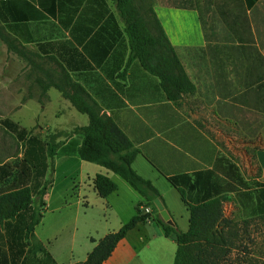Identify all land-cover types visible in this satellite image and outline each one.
<instances>
[{
    "label": "crops",
    "instance_id": "1",
    "mask_svg": "<svg viewBox=\"0 0 264 264\" xmlns=\"http://www.w3.org/2000/svg\"><path fill=\"white\" fill-rule=\"evenodd\" d=\"M150 2L197 88L179 106L167 99L159 78L133 58L116 0H0L6 81L42 93L39 101L24 98L19 111L34 105L38 120L48 108L42 103L50 105L54 97L67 106L66 112H55L58 117L70 110L81 121L60 125L63 136L55 139L48 125L26 126L10 114L2 119L12 120L44 143L61 146L54 161L47 158L46 167L43 163L36 170L24 163L26 141L3 128L16 146L0 145V196L31 188L37 199L51 179L52 186L42 220L32 233L27 229L31 211L0 223V264H84L98 243L118 232L136 215L137 205L145 203L121 177L73 152L70 132L87 126L89 118L57 90L58 84L64 86L62 77L85 88L130 137L141 152L134 170L154 184L174 224L184 232L190 227V210L169 178L199 172L222 177L216 170L220 148L212 138L234 131L235 124L244 135L264 137V0ZM255 158L261 170L257 181L264 185V149L257 150ZM99 175L118 187L107 198L95 188ZM177 250L176 239L166 237L150 220L130 230L103 264H174Z\"/></svg>",
    "mask_w": 264,
    "mask_h": 264
},
{
    "label": "trees",
    "instance_id": "2",
    "mask_svg": "<svg viewBox=\"0 0 264 264\" xmlns=\"http://www.w3.org/2000/svg\"><path fill=\"white\" fill-rule=\"evenodd\" d=\"M116 1L126 22L133 58L138 59L145 70L159 78L167 99L179 106L180 101L185 96L194 95L197 88L154 10L150 8L148 12L145 11L138 5L142 0ZM254 1L256 0H250V4ZM6 43L10 49L17 51L11 41L6 40ZM61 82L64 86L58 84L57 90L79 113L89 118L87 126L78 127L72 132L73 152L83 161L112 171L145 199V203L137 205L136 215L118 232L103 238L84 264H103L130 230L139 223H147L150 220L162 228L166 237L172 236L176 239L178 250L174 264H234L229 256L236 246V234L232 222L225 217L224 203L227 201V194L245 186L237 165L225 157L218 159L216 170L222 177L228 178V182L224 184L205 172L169 178L188 206L191 217L190 227L186 232L180 230L176 224L168 225L155 205V200L159 199L166 209L161 193L150 180L141 177L133 168L140 150L118 123L103 113L85 88L68 76L62 77ZM47 91L48 88L43 89L44 93ZM1 125L20 141H26L24 163L37 170L43 163L44 168L46 167L47 158L54 161L60 143H44L33 136L31 131L21 128L10 119L2 120ZM260 174L259 169L258 177ZM51 186L52 179L37 193V199L33 198L34 191L31 188L0 196V223L13 219L22 212L31 211L27 229L32 233L42 220ZM95 188L102 198H107L118 189L117 185L104 175L97 176ZM193 191H196L195 197L191 196ZM145 207L150 208L151 212L144 213Z\"/></svg>",
    "mask_w": 264,
    "mask_h": 264
},
{
    "label": "rangeland",
    "instance_id": "3",
    "mask_svg": "<svg viewBox=\"0 0 264 264\" xmlns=\"http://www.w3.org/2000/svg\"><path fill=\"white\" fill-rule=\"evenodd\" d=\"M138 5L142 6L147 12L151 8L150 0H142L138 2ZM4 59V54L2 55L0 52L1 120L7 118L10 114L11 116L14 115L13 119L15 121L21 120L26 126L36 123L37 128L40 126L44 128L48 125L55 133V139L63 136L58 131L60 125L69 127L73 123H81L73 116L72 112L70 113V110H67L65 116L58 117L55 112L58 109L65 111L63 108H67V106L55 102L54 97L50 105H47L46 102L42 103L48 108L42 112L44 116L38 117V120H36L37 108L34 105L19 111L24 98L31 97L39 101L38 97H42V93L39 89H22L19 87L18 82H7L8 73L4 71ZM39 113H41L40 110ZM235 127L234 131H231V129L225 130L227 133L224 131V135L212 138L220 148L219 156L225 157L229 162L237 165L245 183V186L237 188L233 194L226 196L228 207L225 208L224 206V214L232 222L236 234V246L229 258L234 264H264V185L257 181L259 166L255 158L256 151L264 149V137L244 135L241 126L235 124ZM72 132H70V135ZM4 144L16 146L15 142H11L9 133L0 125V145ZM58 179L59 183L62 182L63 176L61 173H59ZM215 179L222 184L226 182L222 177H216ZM76 181L78 182V178ZM60 188V185H58L53 192V205L60 193ZM52 207L54 206H49L50 209Z\"/></svg>",
    "mask_w": 264,
    "mask_h": 264
},
{
    "label": "water",
    "instance_id": "4",
    "mask_svg": "<svg viewBox=\"0 0 264 264\" xmlns=\"http://www.w3.org/2000/svg\"><path fill=\"white\" fill-rule=\"evenodd\" d=\"M155 205L160 213L161 218L163 219L164 222H166L168 225L173 226L174 222L171 219L170 214L168 213V211L165 209V206L163 205V203L161 202V200L157 199L155 200Z\"/></svg>",
    "mask_w": 264,
    "mask_h": 264
},
{
    "label": "built area",
    "instance_id": "5",
    "mask_svg": "<svg viewBox=\"0 0 264 264\" xmlns=\"http://www.w3.org/2000/svg\"><path fill=\"white\" fill-rule=\"evenodd\" d=\"M143 211H144V213H149V212H151V209H150V208H147V207H145V208H143Z\"/></svg>",
    "mask_w": 264,
    "mask_h": 264
}]
</instances>
